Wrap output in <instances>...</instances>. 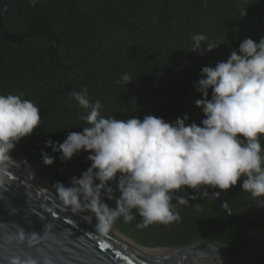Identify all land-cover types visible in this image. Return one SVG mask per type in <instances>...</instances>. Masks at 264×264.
Masks as SVG:
<instances>
[{"label":"trees","instance_id":"trees-1","mask_svg":"<svg viewBox=\"0 0 264 264\" xmlns=\"http://www.w3.org/2000/svg\"><path fill=\"white\" fill-rule=\"evenodd\" d=\"M263 5L264 0H35L34 4L33 0H9L5 17L8 30L21 34L47 27L59 38L60 57L69 53L70 62L84 58L82 64L64 72L54 44L44 33L16 44L8 41L0 31V94H23L24 98L39 105L42 113V125L21 139L12 154L27 166H35L52 177L55 183L63 182L66 186H70L72 177H79L87 170L91 164L88 152L81 151L70 161L62 162L60 153L46 147L49 139L62 143L67 137L64 129L69 125L68 117L50 115L62 107L53 99L67 93L64 89L72 84V79H79L88 87L89 94H95L90 87L98 80V41L106 36L110 44L117 45L123 37L114 35V30L126 25L131 27V43L126 42V46L132 53L131 76L136 99L143 98L142 84L146 80L145 89L158 110L163 96L157 81L161 78L173 80L177 84L175 88L182 89L185 97L178 106L180 113L164 117L156 111V116L173 122L187 114L189 124H200L204 114L194 101L202 98L195 87L202 68L223 61L220 53H226L228 58L233 50L238 51L243 39L251 37L259 42L264 37ZM2 8L0 0V14ZM245 9L247 15L241 18L240 12ZM195 34H204L217 42L226 38L230 50L214 52V49L204 55L189 52L191 37ZM124 45L123 41L118 44L122 49ZM203 46L206 48V43ZM146 115L149 114L143 110L138 118ZM42 150L56 158L54 164L49 166L42 162ZM210 189L221 194L234 213L251 209L256 204L249 193L241 191L239 183L227 191ZM195 196L187 205L173 201L181 215L178 230H139L122 218L117 222L137 234L143 245L179 247L206 239L226 248L232 256L239 255L256 235L260 221L233 223L216 210L212 198ZM108 203L115 207V200ZM136 218L142 217L136 214ZM256 264H264V251Z\"/></svg>","mask_w":264,"mask_h":264},{"label":"clouds","instance_id":"clouds-1","mask_svg":"<svg viewBox=\"0 0 264 264\" xmlns=\"http://www.w3.org/2000/svg\"><path fill=\"white\" fill-rule=\"evenodd\" d=\"M246 15L247 9L240 12L241 18ZM191 40L189 52L200 55L224 43L204 34ZM200 76L195 87L202 98L194 101L204 114L200 124H189L187 114L173 122L154 115L104 116L103 104L90 99L87 86L71 91L69 99L84 110L85 127L69 132L62 143L49 139L45 144L60 153L62 162L88 152L91 164L72 177L70 186L54 184L63 205L73 213H90L83 219L91 223L95 217L96 231L107 235L118 219L130 223L136 214L142 217L141 228L179 223L177 204L196 197L177 195L188 189L205 195L208 188L227 191L239 183L257 204L264 203V37L243 39L238 51L203 67ZM133 79L127 73L121 77L125 86ZM41 125V108L34 101L0 94V165L10 164L17 143ZM41 156L49 166L56 159L43 150Z\"/></svg>","mask_w":264,"mask_h":264},{"label":"water","instance_id":"water-1","mask_svg":"<svg viewBox=\"0 0 264 264\" xmlns=\"http://www.w3.org/2000/svg\"><path fill=\"white\" fill-rule=\"evenodd\" d=\"M2 1L0 31L8 41L19 44L46 31L57 46V36L45 27L21 34L8 30L5 17L9 0ZM150 112L155 116L152 107ZM0 180V264H256L264 251V203L257 204L256 199L253 208L234 213L218 192L207 189L208 194L204 195L212 198L216 210L233 223L260 221L256 235L239 255L232 256L221 245L200 239L185 246L168 247L167 255L150 261L138 257L110 235L97 232L95 225L7 165H0ZM177 195L201 193L191 189Z\"/></svg>","mask_w":264,"mask_h":264},{"label":"flooded vegetation","instance_id":"flooded-vegetation-1","mask_svg":"<svg viewBox=\"0 0 264 264\" xmlns=\"http://www.w3.org/2000/svg\"><path fill=\"white\" fill-rule=\"evenodd\" d=\"M40 28H43V26L39 27L38 29ZM41 33H44L54 44V42L51 39V36L46 31H39L34 35ZM114 33H115L114 35L123 37L121 41H123L125 45L123 46L122 49L121 47L118 46L119 42L121 41H117V45L110 44V38H107L106 36H103L98 41L97 54H96V59H97L96 70H98L96 71V76H97L96 78L98 80L94 84V87H90V90H92V92H95V94H89L90 99L93 101L99 99L104 106L101 114L104 116H115L116 118H120V119H129L132 117H139L140 113L143 110L145 111V113L151 115L150 112L151 107L154 110L155 116H156V111H159V113L164 117L179 114L180 112L178 110V106L183 103L185 97L182 94V89L175 88L174 85L177 84L173 80H169L167 78L165 79L161 78V80L157 81L160 85V89L163 96L161 98V103H160L161 107L158 108V110L155 106V103L152 102L151 98L149 97L145 89L146 80H145V84L144 82L142 84L143 98H138V99H136L134 95L135 86L133 80L126 86L123 84V82L121 81V77L126 73L131 75L132 53H131V49L127 48L128 46H126V42L130 41L131 43V27L126 25L124 27H121V29L118 28L114 30ZM55 35L57 36L56 33ZM58 45H59V38H58L57 46H55L54 44L55 54L58 59L59 65L64 72H69L71 71L72 68L82 64L84 58L76 62H70L69 53H67V55L64 57H60L58 52ZM173 50L175 51V53L177 52L176 49ZM114 52H119V53L111 56L112 53ZM220 54L223 56V61H226L227 60L226 53H220ZM212 64L210 65L212 66ZM214 66L215 64H213V67ZM71 81L72 84L70 86L67 85L64 89V91L67 93L64 95H59L53 99L54 103L59 102L61 104L62 107H60L61 108L60 111L54 110L53 112H50V115L51 114L56 115L57 117H64V118L68 117L67 119H69L68 120L69 125H67L64 129L65 131L64 134L66 135H68V133L72 131L82 132L83 128L85 127V125L80 120V115L84 114V110L80 108L79 105L74 100L69 99L70 92L73 90H77V91L82 90L84 84L82 81H79V79H72ZM118 81H120V83H118ZM144 90L146 94L144 93ZM117 195H119V193H117ZM174 200H176V198H174L173 201ZM141 221L142 218H136L131 222V225L139 230H154V231L178 230L181 225L179 222V223H173L168 226H165L163 224H153L147 228L137 227V225Z\"/></svg>","mask_w":264,"mask_h":264},{"label":"bare ground","instance_id":"bare-ground-1","mask_svg":"<svg viewBox=\"0 0 264 264\" xmlns=\"http://www.w3.org/2000/svg\"><path fill=\"white\" fill-rule=\"evenodd\" d=\"M9 168L13 169L17 173H19L23 178L30 181L34 185L38 186L39 188L46 191L48 194L62 202L59 197L58 193L56 192V188L51 183L45 181L33 171L13 159L10 164L7 165ZM80 216L90 215V213H78ZM93 225L96 224L95 217H93L92 222ZM111 237L118 240L128 248H130L138 257H141L146 260L156 261L159 258L164 257L167 255L170 250L166 248H148L140 245L133 239L129 238L128 236L124 235L122 232L117 230L115 227H112L110 232L108 233Z\"/></svg>","mask_w":264,"mask_h":264},{"label":"rangeland","instance_id":"rangeland-1","mask_svg":"<svg viewBox=\"0 0 264 264\" xmlns=\"http://www.w3.org/2000/svg\"><path fill=\"white\" fill-rule=\"evenodd\" d=\"M225 39H226V38L222 39L221 42H224V43L220 44V45L215 49L214 52H220V51H222V50H226V49L230 50L229 48L231 47V45H230V43L228 42V40H227V39L225 40ZM11 155H12V157H13L16 161H18L19 163H21L22 165H24L25 167H27V168L30 169L31 171H33V169H34L35 171H33V172H34L35 174H37L39 177H41L42 179H44L45 181L51 183L52 185L55 184V182H54V180H53L52 177H49V176L45 175L44 173H42V172H41L38 168H36L35 166H31V167L27 166V164H25L24 161L20 160V158H19L18 156L14 155V154H12V153H11ZM113 227H115L117 230H119L120 232H122L124 235L128 236L129 238L133 239L134 241H136L137 243H139L140 245H142V246H144V247H148V248H168V247H170V246H164V247H161V246H151V245H150V246H147V245H143V244H141V243L139 242V240H138V235L135 234V233H134L133 231H131L130 229H128L126 226H124V225H122V224H120V223H118V222L116 221V222L114 223Z\"/></svg>","mask_w":264,"mask_h":264},{"label":"snow or ice","instance_id":"snow-or-ice-1","mask_svg":"<svg viewBox=\"0 0 264 264\" xmlns=\"http://www.w3.org/2000/svg\"><path fill=\"white\" fill-rule=\"evenodd\" d=\"M53 216H55V213H51ZM69 223H71V221H69ZM101 247H104V245H101Z\"/></svg>","mask_w":264,"mask_h":264},{"label":"crops","instance_id":"crops-1","mask_svg":"<svg viewBox=\"0 0 264 264\" xmlns=\"http://www.w3.org/2000/svg\"><path fill=\"white\" fill-rule=\"evenodd\" d=\"M263 10H264V5H263Z\"/></svg>","mask_w":264,"mask_h":264}]
</instances>
